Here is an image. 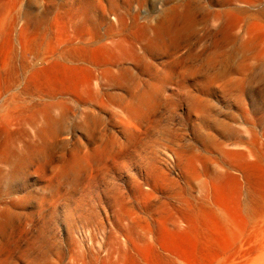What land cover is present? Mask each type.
I'll return each mask as SVG.
<instances>
[{
    "label": "rangeland",
    "instance_id": "rangeland-1",
    "mask_svg": "<svg viewBox=\"0 0 264 264\" xmlns=\"http://www.w3.org/2000/svg\"><path fill=\"white\" fill-rule=\"evenodd\" d=\"M263 72L264 0H0V264H198L199 200L264 196Z\"/></svg>",
    "mask_w": 264,
    "mask_h": 264
},
{
    "label": "bare ground",
    "instance_id": "bare-ground-1",
    "mask_svg": "<svg viewBox=\"0 0 264 264\" xmlns=\"http://www.w3.org/2000/svg\"><path fill=\"white\" fill-rule=\"evenodd\" d=\"M184 19L185 24L189 22L187 13L184 14ZM169 32V28L162 22L156 29L155 38L161 39L164 35H169ZM171 36L174 37L171 39L175 40L176 34ZM255 41L256 37L252 35V32L249 33L248 38L241 44V50L250 48ZM151 47L150 44L149 48ZM73 51L77 52L74 49ZM79 53L81 57L85 56L83 52ZM12 75H15V72ZM140 97L141 104H145L149 100L144 95ZM257 142L256 140L255 143ZM226 155L242 158L245 153L242 151L228 152ZM257 165L264 172V145L257 152ZM71 168L74 167L71 166ZM236 182L238 190L235 202L237 217L234 219V223H231L226 216V204L218 193H214L210 201L208 197H203L198 202L196 218L198 264H264V196L261 195L260 188L250 183L249 180L247 183L242 180ZM220 189L224 190L223 187ZM242 191H245L246 195L244 201H240ZM209 219L213 224L211 232L218 236V244L215 249H212L210 242L211 235L207 225Z\"/></svg>",
    "mask_w": 264,
    "mask_h": 264
}]
</instances>
